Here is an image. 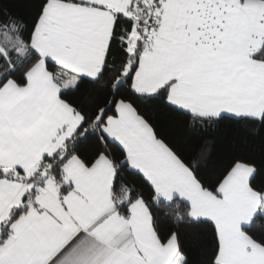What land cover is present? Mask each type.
Segmentation results:
<instances>
[{
	"label": "snow or ice",
	"instance_id": "obj_1",
	"mask_svg": "<svg viewBox=\"0 0 264 264\" xmlns=\"http://www.w3.org/2000/svg\"><path fill=\"white\" fill-rule=\"evenodd\" d=\"M0 264H264V0H0Z\"/></svg>",
	"mask_w": 264,
	"mask_h": 264
}]
</instances>
